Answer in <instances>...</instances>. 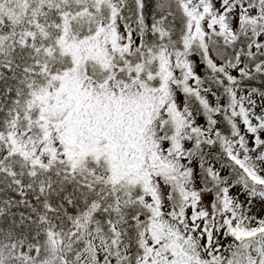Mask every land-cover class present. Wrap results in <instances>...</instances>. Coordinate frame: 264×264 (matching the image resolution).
I'll return each mask as SVG.
<instances>
[{
	"label": "snow or ice",
	"instance_id": "snow-or-ice-1",
	"mask_svg": "<svg viewBox=\"0 0 264 264\" xmlns=\"http://www.w3.org/2000/svg\"><path fill=\"white\" fill-rule=\"evenodd\" d=\"M0 264H264V0H0Z\"/></svg>",
	"mask_w": 264,
	"mask_h": 264
},
{
	"label": "trees",
	"instance_id": "trees-1",
	"mask_svg": "<svg viewBox=\"0 0 264 264\" xmlns=\"http://www.w3.org/2000/svg\"><path fill=\"white\" fill-rule=\"evenodd\" d=\"M11 97L4 94V86L0 84V113L6 110L10 104Z\"/></svg>",
	"mask_w": 264,
	"mask_h": 264
}]
</instances>
